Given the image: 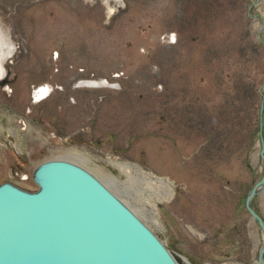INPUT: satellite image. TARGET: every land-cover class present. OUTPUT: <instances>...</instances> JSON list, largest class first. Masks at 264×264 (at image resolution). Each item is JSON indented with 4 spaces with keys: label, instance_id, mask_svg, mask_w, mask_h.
<instances>
[{
    "label": "rangeland",
    "instance_id": "rangeland-1",
    "mask_svg": "<svg viewBox=\"0 0 264 264\" xmlns=\"http://www.w3.org/2000/svg\"><path fill=\"white\" fill-rule=\"evenodd\" d=\"M0 39V183L75 163L187 263L255 264L264 0H0ZM251 205L264 222V185Z\"/></svg>",
    "mask_w": 264,
    "mask_h": 264
},
{
    "label": "water",
    "instance_id": "water-1",
    "mask_svg": "<svg viewBox=\"0 0 264 264\" xmlns=\"http://www.w3.org/2000/svg\"><path fill=\"white\" fill-rule=\"evenodd\" d=\"M258 156L261 175L247 191L244 208L260 229L255 264H263L264 222L251 205L264 185L262 141ZM38 175L34 192L0 183V264H181L132 210L79 165L41 164Z\"/></svg>",
    "mask_w": 264,
    "mask_h": 264
},
{
    "label": "bare ground",
    "instance_id": "bare-ground-1",
    "mask_svg": "<svg viewBox=\"0 0 264 264\" xmlns=\"http://www.w3.org/2000/svg\"><path fill=\"white\" fill-rule=\"evenodd\" d=\"M5 47H6V43H4L0 39V78L4 74L3 73L4 72L3 62H4L5 57L7 56V53L5 52ZM45 93H46V91L44 90V87H41L40 90H37V95L39 97L40 96L43 97L45 95ZM72 156H74V153H71V152L64 153L62 160L63 159H69ZM62 162H64V161H50V162H45L43 164L54 165L56 163H62ZM111 164L120 173L131 176L130 179L136 183L144 184L147 188L149 187L150 189L155 188L156 190L163 192L162 194H164L165 197L166 196L169 197V195L172 194V189L169 186L170 184L163 179L153 178L147 174H144L140 169H138L137 167L130 165V164H126V163H122V162H118V161L111 162ZM109 176L113 179H116V177L113 176L112 174H109ZM36 178H37V180H40V177L38 175V170L36 172ZM176 257L180 263L189 264V263H187V261L184 258H180L178 256H176Z\"/></svg>",
    "mask_w": 264,
    "mask_h": 264
}]
</instances>
